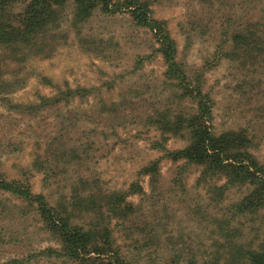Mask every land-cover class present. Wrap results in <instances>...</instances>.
Returning <instances> with one entry per match:
<instances>
[{
	"label": "rangeland",
	"instance_id": "obj_1",
	"mask_svg": "<svg viewBox=\"0 0 264 264\" xmlns=\"http://www.w3.org/2000/svg\"><path fill=\"white\" fill-rule=\"evenodd\" d=\"M150 1L152 16L167 22L176 42L177 60L188 73L198 72L204 79V91L214 102V132L245 131L255 156L264 164V53L249 46L243 50V60L222 58L230 51V42L219 46L220 12L230 15L236 11L239 15V0H220L225 7H220L219 0L213 5L203 0ZM63 11L68 15L71 7ZM249 14L252 22L264 16L257 10ZM81 33L89 44H78L79 38L71 32L66 44L50 58L29 61L22 88L0 97V175L6 180H21L49 203L79 192L81 180L92 178L108 191L125 190L138 180L149 193L147 178L138 172L162 153L151 148V142L159 139L158 132L141 121L149 112L162 109L165 99L172 95V89L164 84L163 61L154 52L150 34L133 26L127 15L96 14ZM138 58L145 59L136 68ZM41 78H47L54 88L42 84ZM58 87L93 91L86 98L48 102L35 109L10 108V103L37 104L39 97L54 96ZM112 104L115 107L111 108ZM186 144L182 139H171L165 146L174 151ZM180 167L162 161L160 183L153 196L165 203L169 214L175 212L180 217L179 228L191 239L193 251L202 254L206 246H199L197 228L184 217L187 205L205 199L201 188L196 187L198 168ZM239 195L233 189L228 197L232 200ZM20 208L19 202L0 194V263L53 245L37 218L30 214L22 217ZM155 210L162 208L149 212ZM158 215L162 217V213ZM148 216L153 219L152 214ZM257 218L254 229H264L263 211ZM117 237L121 243L129 241L124 233ZM29 264L45 262L31 260Z\"/></svg>",
	"mask_w": 264,
	"mask_h": 264
},
{
	"label": "trees",
	"instance_id": "obj_2",
	"mask_svg": "<svg viewBox=\"0 0 264 264\" xmlns=\"http://www.w3.org/2000/svg\"><path fill=\"white\" fill-rule=\"evenodd\" d=\"M203 1L213 5L218 0ZM239 2L242 13L220 12L218 17L219 46L230 42V51L222 58L243 60V50L249 46L264 53V16L252 22L249 14L254 10L263 14L264 0ZM219 5L225 7L226 3L220 1ZM15 6L17 11L12 10ZM68 6L71 11L67 15L63 10ZM96 14L127 15L133 26L146 30L165 66L164 84L172 89L164 107L144 115L145 122L141 121L158 132L159 139L151 142V148L162 153L138 172L147 178L149 193L138 180L125 190L108 191L92 178L81 180L79 192L49 203L21 180H6L0 175V194L20 203L18 213L22 217L30 214L37 218L53 242L25 258H11L0 264H29L31 260H43L45 264H264V229L253 227L258 215L264 213V164L255 156L253 142L245 131L214 132V102L204 91V79L198 72L188 73L177 60L176 42L167 22L152 16L150 0H0V97L22 88L29 61L50 58L66 44L71 32L79 38L78 44H89L81 28ZM144 59L136 60V68ZM40 80L54 88L47 78ZM56 90L52 97H39L37 104L10 103V108L35 109L48 102L86 98L93 88ZM171 139H182L187 144L170 151L165 145ZM165 160L198 168L196 187L201 188L205 199L187 205L184 217L197 228L199 246H206L202 254L193 251L191 239L179 228L180 217L175 212L169 214L165 203L153 196ZM233 189L240 195L231 200L228 196ZM180 190L182 195L187 193ZM210 206L212 210L206 211ZM158 207L162 211L149 212ZM148 214H152V220ZM119 233H124L128 243L119 241Z\"/></svg>",
	"mask_w": 264,
	"mask_h": 264
}]
</instances>
